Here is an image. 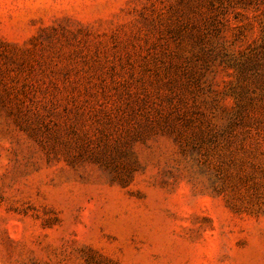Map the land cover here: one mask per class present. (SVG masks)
<instances>
[{"label": "rangeland", "instance_id": "rangeland-1", "mask_svg": "<svg viewBox=\"0 0 264 264\" xmlns=\"http://www.w3.org/2000/svg\"><path fill=\"white\" fill-rule=\"evenodd\" d=\"M0 264H264V0H0Z\"/></svg>", "mask_w": 264, "mask_h": 264}]
</instances>
